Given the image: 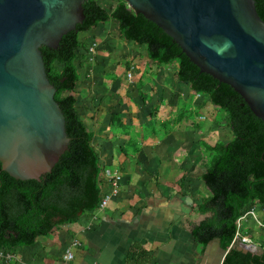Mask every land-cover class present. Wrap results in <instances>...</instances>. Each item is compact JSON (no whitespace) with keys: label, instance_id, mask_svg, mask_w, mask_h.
Wrapping results in <instances>:
<instances>
[{"label":"crops","instance_id":"1","mask_svg":"<svg viewBox=\"0 0 264 264\" xmlns=\"http://www.w3.org/2000/svg\"><path fill=\"white\" fill-rule=\"evenodd\" d=\"M97 29L94 36H84L88 43L104 37L95 61L80 69L73 94L79 118L93 131L92 145L104 170L121 174L119 194L107 208L84 212L31 247L0 253V264H64V251L74 242L79 244L66 264H223L226 251L219 240L201 247L192 236L193 226L209 217L196 212L201 196L211 194L201 181L206 170L202 143L212 146L210 135L218 141L230 134L215 122L218 109L176 80L177 65L152 63L133 42L118 49L109 29ZM123 61L124 71L119 67ZM124 74L128 89L117 79ZM140 95L145 96L143 104H133ZM152 115L163 127L169 124L162 140L143 138L140 131ZM128 139L138 152H122ZM107 188L103 177L102 193ZM253 211L239 232L264 251V225Z\"/></svg>","mask_w":264,"mask_h":264},{"label":"trees","instance_id":"2","mask_svg":"<svg viewBox=\"0 0 264 264\" xmlns=\"http://www.w3.org/2000/svg\"><path fill=\"white\" fill-rule=\"evenodd\" d=\"M114 1L110 10L99 0L85 1L83 22L61 38L57 49L40 48L70 142L51 172L39 181L15 179L3 172L0 164V253L31 247L37 238L48 235L57 226L74 223L84 212L98 208L104 167L92 145L93 131L78 116L73 92L79 81L78 71L95 61L99 49L92 59L87 58L92 42L88 43V36L81 38L80 34L113 21L121 41L145 46L148 60L158 66L176 63V80L188 84L191 92L204 96L209 104L224 112L215 122L228 129L231 140L216 141L212 146L202 143L203 153L211 155V164L206 166L201 181L211 194L201 196L196 207L197 213L209 217L193 226L195 242L205 247L212 240H219L220 248L226 251L223 264H264V251H244L235 240L237 220L254 205L261 208L264 225V123L230 86L201 73L154 23L135 14L123 0ZM253 1L264 22V0ZM154 120L152 115L146 126ZM133 148V153L139 151L133 139H128L121 150L126 155ZM134 262L137 264V260Z\"/></svg>","mask_w":264,"mask_h":264},{"label":"water","instance_id":"3","mask_svg":"<svg viewBox=\"0 0 264 264\" xmlns=\"http://www.w3.org/2000/svg\"><path fill=\"white\" fill-rule=\"evenodd\" d=\"M85 1L0 0V164L15 179L39 181L68 149L40 48L57 49L83 22ZM123 1L169 36L201 73L230 86L264 123V22L253 0Z\"/></svg>","mask_w":264,"mask_h":264},{"label":"rangeland","instance_id":"4","mask_svg":"<svg viewBox=\"0 0 264 264\" xmlns=\"http://www.w3.org/2000/svg\"><path fill=\"white\" fill-rule=\"evenodd\" d=\"M99 2H100V4L102 6L105 7L106 10H110L115 5V1L114 0H99ZM100 26L106 27L107 29H109V35L111 37H113V40L115 41V45L117 46L116 48L120 49L122 45H125V43H127V42H124V41H121L120 40L117 26L116 25H115L116 27L115 26H112V21L107 22V23H104V24H100ZM93 31H95V32L98 33L97 27L94 28ZM90 34H91V37H92L93 32L90 31ZM85 35H87V34L86 33H82V34H80V37L82 38ZM103 37H104L103 35L100 38L98 36L99 39H97V37H95V42L98 45H100V40ZM129 46L130 47H133L134 45L133 44H130ZM138 47L142 49V51H143L144 54H146L145 53V46L138 45ZM134 50H136V49H134ZM119 52H120V54H122L121 51H119ZM135 56H139V55H135ZM122 59H123V57L120 56V60H122ZM173 64L176 65V63H173ZM119 67L123 71L125 70L124 61L119 63ZM78 73L80 75V70L78 71ZM117 79L120 80V82L122 83V85L124 86L125 89H128L129 86H131L130 81H128V79H127V77H126L125 74L122 75V76H120ZM143 97H145V96L144 95L143 96L140 95L139 100H136L135 98L132 99V103L140 106L144 102V98ZM215 115H216L215 120H220L221 117H223L224 112H222L221 110H218V111L215 112ZM183 116H184V114H183ZM150 119L151 118H149V121H150ZM168 128H169V126L163 127V125L159 124L158 121L154 120L149 126L143 125L141 127V130L140 131H141V133L144 136L143 138H147V137L150 136V137H155V138H157L159 140H162L163 137L165 136V132L168 130ZM130 131H131L130 135L134 137V135H135L134 130L133 129H130ZM231 138H232L231 137V134H229L228 136H225V139H219L218 141L227 142L228 140H231ZM209 139H210V141H212V143H214V142L217 141L216 135H213V134H212V136L210 135ZM202 155H203V158L205 159L204 160V163H203L204 166H210V164H211V155L210 156H207L205 154H202ZM253 208L255 209L256 215L261 220V215H262L261 208L259 206H257V205H254ZM244 230H245V222L242 221L241 222V226H240V232H243Z\"/></svg>","mask_w":264,"mask_h":264},{"label":"built area","instance_id":"5","mask_svg":"<svg viewBox=\"0 0 264 264\" xmlns=\"http://www.w3.org/2000/svg\"><path fill=\"white\" fill-rule=\"evenodd\" d=\"M98 49V44L96 42H92L91 45L88 48L87 51V55L89 59H92L94 54L96 53V50ZM128 76L130 77V74H128ZM104 180H105V185L108 187L107 190L105 192L102 193V198L101 201L98 205L97 210L101 211L102 209H105L108 207L109 203L117 197V195L119 194L120 191V183H121V174L118 172H108L105 171L102 173ZM254 216V211L253 208L246 212L242 217H240L237 222V233H236V237L235 240L240 244H245L248 245L249 247L254 249V245L250 242V240L245 237L242 236L240 234V226H241V222L247 217V216ZM258 222V221H257ZM259 225H262L261 223L258 222ZM78 242H74L72 243L65 251L63 254V263L66 264L68 262H70L73 259V248L78 246Z\"/></svg>","mask_w":264,"mask_h":264}]
</instances>
